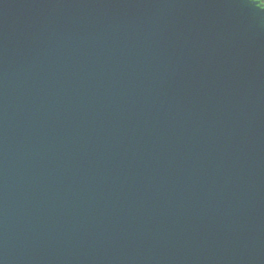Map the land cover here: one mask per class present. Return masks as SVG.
Instances as JSON below:
<instances>
[{
    "label": "water",
    "instance_id": "1",
    "mask_svg": "<svg viewBox=\"0 0 264 264\" xmlns=\"http://www.w3.org/2000/svg\"><path fill=\"white\" fill-rule=\"evenodd\" d=\"M0 264H264L253 0H0Z\"/></svg>",
    "mask_w": 264,
    "mask_h": 264
},
{
    "label": "snow or ice",
    "instance_id": "2",
    "mask_svg": "<svg viewBox=\"0 0 264 264\" xmlns=\"http://www.w3.org/2000/svg\"><path fill=\"white\" fill-rule=\"evenodd\" d=\"M253 3L259 6L261 12H264V0H253Z\"/></svg>",
    "mask_w": 264,
    "mask_h": 264
}]
</instances>
